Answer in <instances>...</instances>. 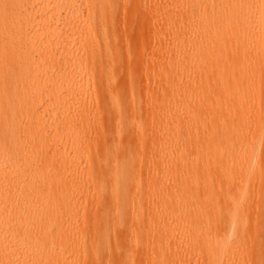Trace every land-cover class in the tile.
<instances>
[{
    "label": "bare ground",
    "instance_id": "obj_1",
    "mask_svg": "<svg viewBox=\"0 0 264 264\" xmlns=\"http://www.w3.org/2000/svg\"><path fill=\"white\" fill-rule=\"evenodd\" d=\"M120 1L0 0V264H264V0Z\"/></svg>",
    "mask_w": 264,
    "mask_h": 264
},
{
    "label": "rangeland",
    "instance_id": "obj_2",
    "mask_svg": "<svg viewBox=\"0 0 264 264\" xmlns=\"http://www.w3.org/2000/svg\"><path fill=\"white\" fill-rule=\"evenodd\" d=\"M135 1H137V2H135L136 4H138V2H142L143 3V1L144 0H135ZM122 0L120 1V3H119V9H122ZM189 5H191V3H190V1H187V0H182V1H180V3H179V6H181L182 8H184V9H187V7L189 6ZM179 8V7H178ZM129 12V13H128ZM132 12V11H131ZM130 11H125V12H121L120 14V18H119V23H118V31H119V33H120V35L122 36V38H121V41H122V43L125 41V39L127 38V36H126V32H127V28H128V26L126 25L127 23H126V21H127V19L129 20V15H130V13H131ZM123 13V14H122ZM128 15H127V14ZM135 14V13H134ZM127 15V16H126ZM126 16V17H125ZM138 16V17H137ZM140 16L139 15H136L135 16V18L132 20V17H130L131 18V20H132V22H131V24L133 25V29L134 30H136V34L137 33H143V31H142V21H141V18H140V20L139 19H137L136 20V18H139ZM126 18V19H125ZM134 20H135V22H134ZM126 23V24H125ZM131 25V26H132ZM127 26V27H126ZM127 29V30H126ZM142 31H140V30ZM140 31V32H139ZM138 35H139V37H138ZM138 35H136L137 36V38H135L134 39V41H136L137 40V42H139L140 41V36H142V34H138ZM135 36V37H136ZM136 42V44L138 45V43ZM137 61H138V59H137ZM136 61V62H137ZM139 65H142L141 63H140V61L139 62H137V63H135L134 64V66H133V68L135 67V70H133V71H139V75H141V77H142V75H144L143 74V70L141 71L140 70V68H142L141 66L139 67ZM140 72H141V74H140ZM138 75V76H139ZM139 78V84L142 86V85H145L146 87H147V89H148V91H149V93L150 94H152V92H155V91H152V89H154V90H156V87L154 86L155 84L153 83V81L150 79L149 81H144V78L142 79V78H140V77H138ZM152 91V92H151ZM205 118V117H204ZM203 116H201L200 117V119L199 120H197V122L199 123V122H201L203 119ZM175 134H178L179 135V137L180 138H182V137H184V136H186V137H189V136H193V135H195V129H192L189 133L188 132H186L185 131V129L183 128V127H181V128H178V130H174L173 131V135L175 136ZM105 164L103 165V164H98L97 165V167L96 166H94V168L96 169V168H100V175H98V174H96V173H92V174H90V175H83V177L85 178V181L86 182H89L91 185H94V183L96 182V180H99V179H101L103 176H104V173H105ZM94 169V170H95ZM67 176V175H66ZM109 176V175H108ZM89 178V179H88ZM91 191H89V192H86V191H84L82 194H83V196L81 195V193L80 192H78V191H74V189H71V193H73V192H75V193H77V197H78V201H80V204H83V205H85L88 209H90L91 211H94V209L95 210H97V206H96V202H95V200H94V195H93V189L91 188L90 189ZM108 200H110L109 198H107ZM80 227V226H79ZM114 232V231H113ZM112 232V233H113ZM114 234H117V232H114ZM114 234H111V239L113 238V235ZM116 236V235H115ZM119 240V238H117V236H116V238H113V240L112 241H114V242H117ZM87 243H89V241L87 242ZM132 253V254H131ZM135 255L136 254H134V250H130V251H128V252H125V254H124V258H128V257H131V256H134L135 257ZM136 259V258H135Z\"/></svg>",
    "mask_w": 264,
    "mask_h": 264
}]
</instances>
